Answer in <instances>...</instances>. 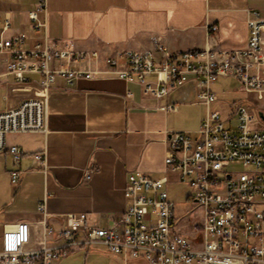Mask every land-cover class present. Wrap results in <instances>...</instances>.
I'll return each mask as SVG.
<instances>
[{
	"label": "built area",
	"instance_id": "built-area-1",
	"mask_svg": "<svg viewBox=\"0 0 264 264\" xmlns=\"http://www.w3.org/2000/svg\"><path fill=\"white\" fill-rule=\"evenodd\" d=\"M47 11L39 0L29 13L33 28L44 26L38 16ZM9 21L5 22V28ZM248 41L244 49L171 51L161 39L143 51H118L102 58L98 51L77 50L73 43L46 39L32 48L22 47L26 36L0 41V55H7L6 71L16 83H28L39 75L44 96L27 99L0 112V155L9 152L18 165L24 151L9 146V135L48 132V101L58 78L68 85L82 79L113 76L140 86L146 96L161 98L192 81L195 104L208 108L219 100L212 85L219 77L234 78L242 91L264 99V17L248 12ZM211 32H217L211 26ZM100 62L107 69L100 68ZM168 108H173L171 105ZM236 132L226 128L221 113L208 111L193 132L167 133V155L162 177L134 170L124 189L127 208L105 227L88 225L85 214H66L58 227L47 221L45 204L38 207L42 219L3 226L0 264H59L82 251L84 258L94 246H104L125 263L142 259L146 264H264V122L249 105L233 104ZM34 160L42 163V155ZM241 166L242 171L233 167ZM96 171H84L89 183ZM191 190L192 207L181 217L170 198L167 175ZM19 186L20 173H10ZM192 216V218H190ZM191 227L192 233L186 229ZM200 238V243L193 240Z\"/></svg>",
	"mask_w": 264,
	"mask_h": 264
},
{
	"label": "crops",
	"instance_id": "crops-1",
	"mask_svg": "<svg viewBox=\"0 0 264 264\" xmlns=\"http://www.w3.org/2000/svg\"><path fill=\"white\" fill-rule=\"evenodd\" d=\"M38 3L0 0V41L25 35L22 47L29 49L53 39L73 43L77 50L98 51L102 58L118 51L149 49L156 38L173 52L206 47L241 50L249 36L248 12L264 17V0H47V11L38 16L44 26L36 30L29 13ZM211 26L217 32H211ZM7 61V55H0V75L5 73ZM99 67L107 69L101 62ZM3 78L0 112L44 96L39 75H32L24 84ZM196 94L192 81L155 98L144 95L140 86L113 76L82 79L75 85L58 78L48 101V132L7 137L9 146L24 151L18 165L9 152L0 155V173L10 180L11 172L20 173L3 226L40 221L42 203L47 221L56 227L63 215L71 213L85 214L88 225H110L127 208L128 172L162 177L167 133L199 126L202 117L190 126L184 124L191 110L207 107L195 104ZM35 155H42L43 162H36ZM90 166L96 171L84 183V171ZM101 247H92L86 258L82 251L75 252L61 263H75L76 258L86 261L89 255L96 257Z\"/></svg>",
	"mask_w": 264,
	"mask_h": 264
},
{
	"label": "rangeland",
	"instance_id": "rangeland-1",
	"mask_svg": "<svg viewBox=\"0 0 264 264\" xmlns=\"http://www.w3.org/2000/svg\"><path fill=\"white\" fill-rule=\"evenodd\" d=\"M212 91L215 92L219 101L215 102L212 107H210L211 112H220L222 120L226 121V128L236 132V118H230L233 116L230 109L233 104L244 103L249 105L256 113L264 114V99L257 100L254 95L247 94L242 91L241 83L234 78L219 77L217 81L212 85ZM207 107H196L189 112V118L184 119L185 125H191L196 123L198 117H202L200 122L206 117ZM200 125V124H199ZM191 131L184 132H193ZM1 169V164H0ZM234 171H242L241 166L233 167ZM170 183L167 185L170 198L176 203L175 211L178 217H181L185 211L191 210L192 200L191 193L192 190L184 184L176 182V175H167ZM15 186L11 183L8 176L0 173V239L2 236V226H3V216L8 209L12 207V193ZM192 218V216L190 217ZM186 231L191 234L192 230L189 226ZM194 243H200L201 239L197 238L193 240ZM75 263L69 261L60 264H125L123 259L119 256L110 255L106 248H99L96 257L89 255L87 260L84 261L82 258H76ZM130 264H146L142 259L131 261Z\"/></svg>",
	"mask_w": 264,
	"mask_h": 264
},
{
	"label": "water",
	"instance_id": "water-1",
	"mask_svg": "<svg viewBox=\"0 0 264 264\" xmlns=\"http://www.w3.org/2000/svg\"><path fill=\"white\" fill-rule=\"evenodd\" d=\"M259 116H260L261 120L264 122V114L263 113H259Z\"/></svg>",
	"mask_w": 264,
	"mask_h": 264
}]
</instances>
